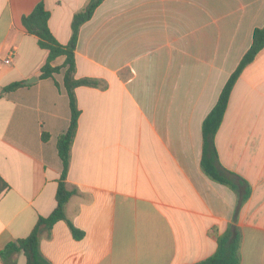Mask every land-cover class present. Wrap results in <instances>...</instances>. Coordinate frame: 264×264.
Masks as SVG:
<instances>
[{
	"label": "crops",
	"instance_id": "obj_1",
	"mask_svg": "<svg viewBox=\"0 0 264 264\" xmlns=\"http://www.w3.org/2000/svg\"><path fill=\"white\" fill-rule=\"evenodd\" d=\"M88 1L0 0V179L8 185L0 251L55 208L56 141L70 119L63 69L37 78L47 52L21 18L42 2L65 45ZM262 26L264 0L102 1L75 49V77L99 82L74 91L80 114L66 176L74 194L64 212L82 237L64 221L42 231L47 261L194 264L233 224L240 264H264V47L241 71L215 135L220 165L250 187L236 215V194L200 167L202 121ZM14 82L25 86L3 90ZM9 261L25 264L22 253Z\"/></svg>",
	"mask_w": 264,
	"mask_h": 264
},
{
	"label": "trees",
	"instance_id": "obj_2",
	"mask_svg": "<svg viewBox=\"0 0 264 264\" xmlns=\"http://www.w3.org/2000/svg\"><path fill=\"white\" fill-rule=\"evenodd\" d=\"M102 1L89 0L83 8L73 14L71 20V35L65 45L58 43L50 33L48 29L49 13L45 10L42 2L36 4L28 15L21 18L22 26L26 32L34 35L37 38L39 48L47 52L46 61L39 69L37 78H50L54 73L63 69V87L68 97L70 119L66 131L60 134L56 141L57 154L62 166L55 193L56 206L47 217L38 218L33 230L27 237L14 240L5 245L0 251V260L5 264H14L13 261H9V257L16 253L23 254L25 264H51L40 253V233L42 231L49 233L52 226L58 221H64L66 223L74 239H80L82 237V232L73 226L71 221L66 218L64 212L68 200L74 194L73 190H68L66 187L70 151L76 135L80 114L76 105L74 91L80 86L96 87L99 85V82L94 79L75 77V49L80 27L92 17L95 9ZM263 47L264 26L254 29L250 47L240 59L236 69L227 79L214 106L210 109L201 124L202 149L200 167L210 180L227 186L236 194L235 215L242 204L248 199L250 187L242 177L224 169L220 165L215 147V135L222 123L236 80L243 68L252 62L256 54ZM60 56L64 57L62 66L52 67L51 62ZM23 86L25 85L21 82H14L6 86L3 90L10 92ZM42 139L45 140L46 136L43 135ZM7 188L8 185L0 179V194ZM216 244V250L213 255L194 264H240V232L235 225H229L224 233L218 235Z\"/></svg>",
	"mask_w": 264,
	"mask_h": 264
},
{
	"label": "water",
	"instance_id": "obj_3",
	"mask_svg": "<svg viewBox=\"0 0 264 264\" xmlns=\"http://www.w3.org/2000/svg\"><path fill=\"white\" fill-rule=\"evenodd\" d=\"M36 80H37L36 77H32V78L24 81L23 83L24 84H31V83H34ZM2 92H4V91H2Z\"/></svg>",
	"mask_w": 264,
	"mask_h": 264
},
{
	"label": "built area",
	"instance_id": "obj_4",
	"mask_svg": "<svg viewBox=\"0 0 264 264\" xmlns=\"http://www.w3.org/2000/svg\"><path fill=\"white\" fill-rule=\"evenodd\" d=\"M8 62H9V59H5V60H4V63H8Z\"/></svg>",
	"mask_w": 264,
	"mask_h": 264
}]
</instances>
